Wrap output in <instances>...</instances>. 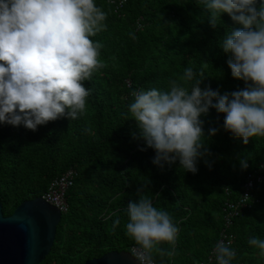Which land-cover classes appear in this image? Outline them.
<instances>
[{"label": "trees", "instance_id": "1", "mask_svg": "<svg viewBox=\"0 0 264 264\" xmlns=\"http://www.w3.org/2000/svg\"><path fill=\"white\" fill-rule=\"evenodd\" d=\"M94 3L106 13L102 22L106 27L90 37L101 46L97 59L102 66L82 81L91 90L84 113L72 121L62 116L35 131L23 124L0 123L4 215L42 197L54 180L72 171L70 209L42 264H85L113 251L130 252L136 245L126 235V209L130 202H138V188L180 229L174 245L160 243L172 255L154 252L155 264L206 263L226 230L225 211L239 203L248 176L264 162V136L244 144L225 130V114L211 108L200 117L206 137L198 171L186 172L179 161L159 166L153 163L156 151L133 135L139 136L140 129L129 105L134 102L133 91L167 90L170 80L190 90L204 78L200 87L210 86L221 95L244 88L245 82L234 78L228 66L231 54L220 46L227 32L242 26L222 13L214 29L204 0ZM188 67L197 73L192 81L183 79ZM212 128L218 131L208 138ZM241 158L247 160V169ZM250 194L228 229L237 253L232 264H264L260 250L247 242L249 237L264 239V181L256 182Z\"/></svg>", "mask_w": 264, "mask_h": 264}, {"label": "clouds", "instance_id": "2", "mask_svg": "<svg viewBox=\"0 0 264 264\" xmlns=\"http://www.w3.org/2000/svg\"><path fill=\"white\" fill-rule=\"evenodd\" d=\"M204 3L214 29L222 13L242 26L227 32L220 46L231 54L227 63L232 76L243 80L245 87L221 95L210 86L201 88L204 78L190 90L170 80L167 90L133 91L134 102L129 105L140 129L139 136L133 135L156 151L153 163L179 161L180 167L194 174L205 147L200 117L211 108L225 114V130L244 144L264 136V0ZM105 19L106 13L94 0H0V123L23 124L35 131L62 116L78 119L91 94L82 81L102 66L97 59L101 46L90 37L106 27ZM196 75L188 67L183 79L192 81ZM199 76H204L203 71ZM217 131L209 129L208 138ZM240 163L247 169V160L241 158ZM141 193L138 188V202L127 205L126 235L135 242L130 254L138 264H155L154 252L172 255L160 243L174 245L180 229L166 210L157 209ZM247 242L264 258V239L249 237ZM231 244V239L215 244L216 264H232L237 253Z\"/></svg>", "mask_w": 264, "mask_h": 264}, {"label": "water", "instance_id": "3", "mask_svg": "<svg viewBox=\"0 0 264 264\" xmlns=\"http://www.w3.org/2000/svg\"><path fill=\"white\" fill-rule=\"evenodd\" d=\"M62 213L42 197L5 216L0 199V264H42L51 254ZM85 264H138L130 252L113 251Z\"/></svg>", "mask_w": 264, "mask_h": 264}, {"label": "built area", "instance_id": "4", "mask_svg": "<svg viewBox=\"0 0 264 264\" xmlns=\"http://www.w3.org/2000/svg\"><path fill=\"white\" fill-rule=\"evenodd\" d=\"M73 177H74V173L72 171H69L63 177L54 180L50 184L48 190L42 196V198L48 204L57 208L62 213L63 216L68 214L70 209L67 201V192L73 186ZM263 181H264V162L260 164L259 168L255 172L251 173L248 176L247 183L245 185L246 193L242 196L239 203L236 206L233 205L228 206V209L225 211L226 230L223 231L220 241H223L225 243H227L229 239H231L232 241L233 237L230 236L228 233V229L232 225V219L235 216H238V214L240 213V209L245 208L246 204L250 201L251 189H253L255 183L256 182L262 183ZM212 263H216L214 252L211 254L208 262L202 264H212Z\"/></svg>", "mask_w": 264, "mask_h": 264}]
</instances>
